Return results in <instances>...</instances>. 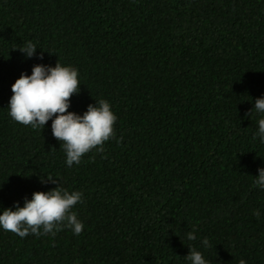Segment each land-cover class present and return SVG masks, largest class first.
<instances>
[{
    "label": "trees",
    "instance_id": "16d2710c",
    "mask_svg": "<svg viewBox=\"0 0 264 264\" xmlns=\"http://www.w3.org/2000/svg\"><path fill=\"white\" fill-rule=\"evenodd\" d=\"M28 40L39 49L26 59ZM56 62L78 70L67 111L102 98L117 116L104 152L71 167L50 120L7 114L20 73ZM261 95L264 0H0V209L55 188L47 175L83 193L84 223L79 235L0 230V264H187L189 246L210 264H264Z\"/></svg>",
    "mask_w": 264,
    "mask_h": 264
},
{
    "label": "clouds",
    "instance_id": "9594fccd",
    "mask_svg": "<svg viewBox=\"0 0 264 264\" xmlns=\"http://www.w3.org/2000/svg\"><path fill=\"white\" fill-rule=\"evenodd\" d=\"M37 49L36 43L28 40L16 50L29 59ZM37 59L42 57L37 56ZM79 85L78 70L73 66L58 62L54 66L35 64L30 74L21 72L10 85L11 96L7 103V114L14 122L42 130L45 123L51 121V135L63 149L67 167L79 164L81 157L93 149L104 152L105 142L115 138L113 125L117 116L107 100H96L94 104L87 105L81 114L67 111L69 98L79 93ZM253 111L260 116L253 139L258 138L264 144V95L254 100L250 113ZM257 173L253 177V185L264 191V168H258ZM39 183L57 186L33 192L30 199H23L22 206L14 202L10 208L0 209V230L10 231L21 238L28 234L54 236L62 228L79 235L84 223L73 209L76 204L82 203L83 193L69 191L47 175H41ZM252 215L259 219L261 212L254 209ZM185 236L187 241L197 239L194 231L187 232ZM200 244L204 248L210 246L207 237L201 238ZM184 259L187 264H210L203 253L192 246L188 247ZM239 264H246V261L241 259Z\"/></svg>",
    "mask_w": 264,
    "mask_h": 264
}]
</instances>
